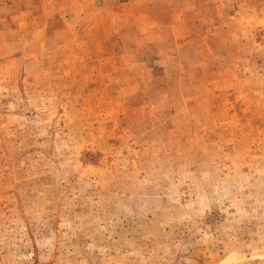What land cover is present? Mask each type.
<instances>
[{"label": "rangeland", "instance_id": "1", "mask_svg": "<svg viewBox=\"0 0 264 264\" xmlns=\"http://www.w3.org/2000/svg\"><path fill=\"white\" fill-rule=\"evenodd\" d=\"M0 264H264V0H0Z\"/></svg>", "mask_w": 264, "mask_h": 264}]
</instances>
